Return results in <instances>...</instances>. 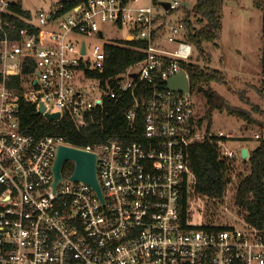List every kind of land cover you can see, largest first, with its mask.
Instances as JSON below:
<instances>
[{"label": "built area", "instance_id": "obj_1", "mask_svg": "<svg viewBox=\"0 0 264 264\" xmlns=\"http://www.w3.org/2000/svg\"><path fill=\"white\" fill-rule=\"evenodd\" d=\"M64 1L30 11L21 0H0V264H264V230L245 221L230 183L222 199L194 188L191 145L208 140L233 163L235 154L219 140L231 135L209 134L194 113L183 66L194 49L181 15L166 19L188 8L181 4L186 0L167 9L153 0H84L70 8ZM108 25L127 33L108 41ZM89 38L103 43L88 47ZM161 39L172 49L154 43ZM127 41L144 57L112 78L110 88L111 78L103 82L95 74L104 45ZM179 72L187 90L165 88ZM140 84L148 89L138 98ZM126 92L133 100L126 126L134 129L138 112L142 119L130 141V134L109 136L75 148L61 136L30 133L20 122L26 102L35 113L40 105L43 113H57L53 121L66 117L77 132L102 127L104 97ZM43 113L36 114L45 119ZM59 146L95 154L99 194L71 180L73 170H60L53 185ZM211 206L221 211L209 220ZM194 215L205 220L193 224Z\"/></svg>", "mask_w": 264, "mask_h": 264}, {"label": "trees", "instance_id": "obj_2", "mask_svg": "<svg viewBox=\"0 0 264 264\" xmlns=\"http://www.w3.org/2000/svg\"><path fill=\"white\" fill-rule=\"evenodd\" d=\"M84 0H65V8L83 3ZM153 2H155L153 0ZM224 0H195L190 8L183 7L180 11L182 21L186 29L185 40L193 46L197 53V59L185 63L183 66L189 77L190 91L199 92L203 95L208 112L199 119V122L207 120V127L210 125V112L214 109L226 112L231 115L241 116L247 119V114L235 112L227 106L224 99L212 88L210 84L225 83L223 72L218 70H205L196 62L198 58L205 60L204 45L219 38L221 27V9ZM261 0H255L260 6ZM264 40V30H263ZM133 42L127 41L124 45L105 44V59L100 71L96 76L104 82L108 81L109 87H115L114 78L124 72L129 66L143 59L144 54L140 50L132 48ZM260 72L263 78L257 92L264 98V41L260 51ZM148 88L140 84L135 90L136 96L140 98V91ZM133 104L129 93H122L116 98L104 97L102 127L91 126L86 130L77 132L71 122L62 117L57 121H48L35 113L32 104L20 103V122L27 127L28 132L38 135L61 136L66 143L75 148H84L105 140L109 136L129 135V141L137 135L134 133L142 124L140 112L137 113L134 121V129L130 130L125 123L124 113ZM255 112H261L258 105H254ZM216 139V137L214 138ZM218 139V138H217ZM226 137H219L224 141ZM189 168L195 177V191L211 199H222L227 184L232 178L236 179L235 192L233 195L234 204L243 213L247 223L257 229L264 230V136L258 140V144L248 151V158L242 162L247 166V173L237 171L234 163L223 156H220L217 146L208 140L194 143L188 149ZM73 170L70 162H65L61 168L62 174H69Z\"/></svg>", "mask_w": 264, "mask_h": 264}, {"label": "rangeland", "instance_id": "obj_3", "mask_svg": "<svg viewBox=\"0 0 264 264\" xmlns=\"http://www.w3.org/2000/svg\"><path fill=\"white\" fill-rule=\"evenodd\" d=\"M61 0H21L23 8L34 11L37 8L47 9ZM152 0H139L138 5H146ZM155 3L171 2L173 0H154ZM190 8L195 0L185 1ZM162 12V9H160ZM180 12L175 11L167 15V21H176ZM109 33L108 41L115 38H123L127 33L125 29H117L107 26ZM264 30V0L260 6L255 4V0H224L221 9V27L219 38L211 43H205L203 49L205 60L198 58L197 64L205 70H218L223 72L225 83L210 84L212 90L217 92L230 109L235 112L247 114V119L241 116L231 115L216 109L210 112V125L207 127V120H204L203 130L209 134L223 135L229 134L231 138L224 140L227 149L235 154L234 165L237 171L242 174L247 173V166L243 164L240 157L241 148L248 151L253 149L258 140L264 136V98L257 92L263 80L260 70V51L263 45ZM86 45H101L103 41L84 39ZM156 45L172 49V44L165 39L154 42ZM194 51L192 61L197 59ZM194 105V113L197 118H202L208 112V108L203 95L193 92L191 95ZM254 105H258L261 112H255ZM236 179L232 178L230 191L235 189ZM197 208L203 206V199L197 198ZM223 205L229 207V201L223 200ZM216 210L220 207H208L206 209V219H215ZM218 215V214H217ZM205 220L203 215H194L191 223L199 224Z\"/></svg>", "mask_w": 264, "mask_h": 264}, {"label": "water", "instance_id": "obj_4", "mask_svg": "<svg viewBox=\"0 0 264 264\" xmlns=\"http://www.w3.org/2000/svg\"><path fill=\"white\" fill-rule=\"evenodd\" d=\"M183 6H187L184 1L181 3ZM160 5L164 8H168L167 2H161ZM165 88L172 91H183L187 90V80L183 72H179L175 76L165 81ZM44 108L42 105L39 106L37 114H42ZM44 117L48 121H53L58 118L57 113H43ZM241 159L248 158V151L246 148H242L240 151ZM71 161L73 163V173L70 179L73 181H82L91 185L99 194L98 185L96 182V156L93 153L77 150L74 148L59 146L56 151V156L53 164V175L55 185L61 180V166L64 162Z\"/></svg>", "mask_w": 264, "mask_h": 264}, {"label": "crops", "instance_id": "obj_5", "mask_svg": "<svg viewBox=\"0 0 264 264\" xmlns=\"http://www.w3.org/2000/svg\"><path fill=\"white\" fill-rule=\"evenodd\" d=\"M242 149V148H241ZM241 151V150H240ZM248 151V150H247Z\"/></svg>", "mask_w": 264, "mask_h": 264}]
</instances>
